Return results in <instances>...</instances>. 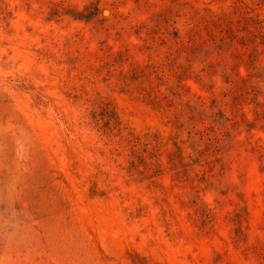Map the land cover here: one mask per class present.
<instances>
[{"label": "rangeland", "instance_id": "obj_1", "mask_svg": "<svg viewBox=\"0 0 264 264\" xmlns=\"http://www.w3.org/2000/svg\"><path fill=\"white\" fill-rule=\"evenodd\" d=\"M0 264H264V0H0Z\"/></svg>", "mask_w": 264, "mask_h": 264}, {"label": "water", "instance_id": "obj_2", "mask_svg": "<svg viewBox=\"0 0 264 264\" xmlns=\"http://www.w3.org/2000/svg\"><path fill=\"white\" fill-rule=\"evenodd\" d=\"M107 12V10H104L103 13L105 14Z\"/></svg>", "mask_w": 264, "mask_h": 264}]
</instances>
